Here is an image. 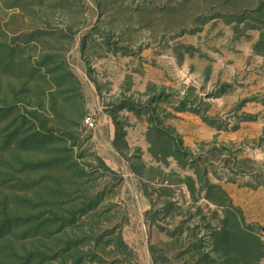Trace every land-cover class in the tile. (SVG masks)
I'll return each mask as SVG.
<instances>
[{
  "label": "rangeland",
  "instance_id": "rangeland-1",
  "mask_svg": "<svg viewBox=\"0 0 264 264\" xmlns=\"http://www.w3.org/2000/svg\"><path fill=\"white\" fill-rule=\"evenodd\" d=\"M0 264H264V0H0Z\"/></svg>",
  "mask_w": 264,
  "mask_h": 264
},
{
  "label": "built area",
  "instance_id": "built-area-1",
  "mask_svg": "<svg viewBox=\"0 0 264 264\" xmlns=\"http://www.w3.org/2000/svg\"><path fill=\"white\" fill-rule=\"evenodd\" d=\"M84 123L86 126L93 128L97 126V123H95L94 119L91 116H86L84 118Z\"/></svg>",
  "mask_w": 264,
  "mask_h": 264
},
{
  "label": "trees",
  "instance_id": "trees-1",
  "mask_svg": "<svg viewBox=\"0 0 264 264\" xmlns=\"http://www.w3.org/2000/svg\"><path fill=\"white\" fill-rule=\"evenodd\" d=\"M115 134H116V138H117V136H118V132H116ZM116 138H115V140H116ZM118 243H119V245H120L121 247H123V248L126 247V244H125V242H124V240H123L121 234H120L119 237H118Z\"/></svg>",
  "mask_w": 264,
  "mask_h": 264
}]
</instances>
